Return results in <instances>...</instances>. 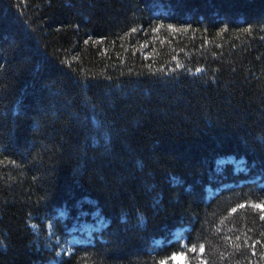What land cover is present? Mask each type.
Returning a JSON list of instances; mask_svg holds the SVG:
<instances>
[{"label":"trees","instance_id":"trees-1","mask_svg":"<svg viewBox=\"0 0 264 264\" xmlns=\"http://www.w3.org/2000/svg\"><path fill=\"white\" fill-rule=\"evenodd\" d=\"M173 255L264 264V0H0V264Z\"/></svg>","mask_w":264,"mask_h":264},{"label":"snow or ice","instance_id":"snow-or-ice-1","mask_svg":"<svg viewBox=\"0 0 264 264\" xmlns=\"http://www.w3.org/2000/svg\"><path fill=\"white\" fill-rule=\"evenodd\" d=\"M179 66V65H178ZM241 207H244V205H241ZM253 207H256V208H260L261 205L257 204V205H253ZM233 211H236L235 209H233ZM203 249V245H201V250ZM181 250L182 251H191V252H195L196 251V248L195 247H192V248H187L186 246H181ZM170 259H173L175 260L176 259V256L173 255L170 257ZM160 264H167V261H161Z\"/></svg>","mask_w":264,"mask_h":264},{"label":"rangeland","instance_id":"rangeland-1","mask_svg":"<svg viewBox=\"0 0 264 264\" xmlns=\"http://www.w3.org/2000/svg\"><path fill=\"white\" fill-rule=\"evenodd\" d=\"M229 161H233V159H229ZM175 261H176L178 264H185V259H184V256H182V255H178V256H176Z\"/></svg>","mask_w":264,"mask_h":264},{"label":"bare ground","instance_id":"bare-ground-1","mask_svg":"<svg viewBox=\"0 0 264 264\" xmlns=\"http://www.w3.org/2000/svg\"><path fill=\"white\" fill-rule=\"evenodd\" d=\"M212 190V189H211Z\"/></svg>","mask_w":264,"mask_h":264}]
</instances>
